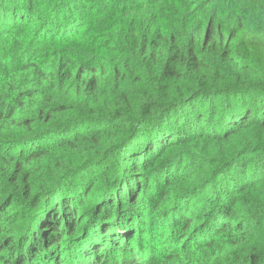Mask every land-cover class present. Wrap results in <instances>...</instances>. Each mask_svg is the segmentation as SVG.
<instances>
[{
  "label": "trees",
  "instance_id": "obj_1",
  "mask_svg": "<svg viewBox=\"0 0 264 264\" xmlns=\"http://www.w3.org/2000/svg\"><path fill=\"white\" fill-rule=\"evenodd\" d=\"M0 264H264V0H0Z\"/></svg>",
  "mask_w": 264,
  "mask_h": 264
}]
</instances>
